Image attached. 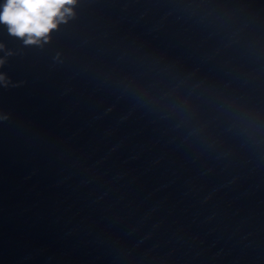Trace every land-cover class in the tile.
Instances as JSON below:
<instances>
[{
	"label": "water",
	"instance_id": "obj_1",
	"mask_svg": "<svg viewBox=\"0 0 264 264\" xmlns=\"http://www.w3.org/2000/svg\"><path fill=\"white\" fill-rule=\"evenodd\" d=\"M107 2L46 43L0 23V264H86Z\"/></svg>",
	"mask_w": 264,
	"mask_h": 264
},
{
	"label": "clouds",
	"instance_id": "obj_2",
	"mask_svg": "<svg viewBox=\"0 0 264 264\" xmlns=\"http://www.w3.org/2000/svg\"><path fill=\"white\" fill-rule=\"evenodd\" d=\"M75 3L76 0H7L0 12V23L8 25L9 34L23 39L26 45L46 43L51 31L73 15Z\"/></svg>",
	"mask_w": 264,
	"mask_h": 264
}]
</instances>
